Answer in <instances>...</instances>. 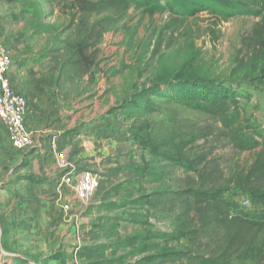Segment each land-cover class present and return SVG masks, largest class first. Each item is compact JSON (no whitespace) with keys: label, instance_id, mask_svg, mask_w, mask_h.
<instances>
[{"label":"rangeland","instance_id":"obj_1","mask_svg":"<svg viewBox=\"0 0 264 264\" xmlns=\"http://www.w3.org/2000/svg\"><path fill=\"white\" fill-rule=\"evenodd\" d=\"M73 2L0 0V47L10 51L16 89L34 108L45 105V127L55 125L54 134L87 143L91 136L102 137V149L109 153L95 168L100 186L89 200L70 192L59 202L52 194L40 198L30 183L40 186L48 178L26 171L31 149L2 142L0 264H131L140 259L143 264H180L162 255L186 250L188 240L161 234L175 231L182 198L173 193L197 187L198 178L155 155L149 140L163 144L178 122L215 121L173 102L176 91L168 98L151 95L155 111L136 102L143 104L141 90L158 79L209 75L236 89L242 124L250 133L254 128L264 134V45L256 43L264 37L263 18L240 15L213 25L209 14L200 13L172 26L168 12L150 15L131 8L96 40L85 35L86 22L107 14L83 16ZM82 36L90 64L82 63ZM208 145L209 158L222 170L219 185L231 188L227 196L242 203L246 197L236 186L261 147L242 152L215 137L198 142L195 152ZM89 164L86 168L94 169ZM61 177L62 172L60 183ZM161 193L158 205L144 202L153 195L161 200ZM35 200L58 210L52 217L48 208L29 213L27 207ZM249 207L255 208L252 202ZM257 239L252 254L245 255L248 262L264 260V231Z\"/></svg>","mask_w":264,"mask_h":264},{"label":"trees","instance_id":"obj_2","mask_svg":"<svg viewBox=\"0 0 264 264\" xmlns=\"http://www.w3.org/2000/svg\"><path fill=\"white\" fill-rule=\"evenodd\" d=\"M73 7L83 16L107 14L93 23L86 22L89 28L85 35L96 40L102 37L112 21L122 18L131 8L150 15L168 12L172 26L179 19L200 13L209 14L213 25L240 15L262 17L264 22V0H74ZM83 36L78 49L82 63L90 64L92 60L84 52L87 44L83 45ZM256 43L264 45V37L259 41L256 39ZM173 91L176 92L172 95ZM141 93L143 104L141 100L136 104L146 110H158L151 95L167 98L172 95L173 102L207 114L215 121L206 125L192 121L178 122L171 126L173 129L163 144L154 137L149 140L155 155L194 172L198 178L197 187L190 185L173 193L182 198L175 217V231L161 234L172 240L187 239L188 248L168 252L162 255L163 258L174 263L181 261L180 264H264V260L252 263L245 258V255L252 254L258 233L264 231V134L254 128L250 133L248 127L242 124L236 89L217 77L198 75L158 79ZM215 137L227 139L242 152L261 147L248 174L236 186L246 197L242 203L227 196L231 188L219 185L223 174L215 158H209L212 146L208 145L206 149L201 147L200 151L195 152L194 147L198 142L205 140L207 143ZM169 142L172 147H167L171 145ZM159 195L162 196L161 200L153 195L146 196L144 202L158 205L164 197L162 193ZM246 200L248 203H244ZM251 202L255 208L248 210ZM173 209L174 205L169 210ZM144 261L140 259L131 264H143Z\"/></svg>","mask_w":264,"mask_h":264},{"label":"crops","instance_id":"obj_3","mask_svg":"<svg viewBox=\"0 0 264 264\" xmlns=\"http://www.w3.org/2000/svg\"><path fill=\"white\" fill-rule=\"evenodd\" d=\"M42 105L43 106L34 108L29 101L27 122L29 128L33 131L35 145L30 148L31 150L29 149L30 152L28 157L30 162L26 171L28 173H34L37 177L48 178L47 182L40 186L33 184V182L30 183L31 188L35 190L34 194L40 198L48 197L52 194V197L57 198V202H59L63 195H67L69 192L74 193L69 186L61 185L58 179V174L60 172H62V174L65 172V169L62 168L60 163V156L64 154L67 156V161H69L71 165V168H69L70 170L89 169L86 168V165L87 163H91L89 165L94 167V169H90L96 172L97 166L104 163L105 159L103 160V155H107L109 151L108 148L102 149L104 145L102 144L101 136H91L88 138L90 142L87 143L86 141L82 142V140H76V137L72 135L63 137L59 132L54 134L52 130L57 129V126H51L52 124H50L45 127L44 121L47 117V111L44 109L45 105L43 103ZM2 142H5V145L11 143L6 126L0 120V147H3ZM76 149H78L79 152L77 155H74ZM40 208H48L46 212H48L49 217L54 216L55 213H53V211L58 210H51L48 205H41L39 200L29 203L27 210L29 213L36 215L38 212H41Z\"/></svg>","mask_w":264,"mask_h":264},{"label":"built area","instance_id":"obj_4","mask_svg":"<svg viewBox=\"0 0 264 264\" xmlns=\"http://www.w3.org/2000/svg\"><path fill=\"white\" fill-rule=\"evenodd\" d=\"M12 57L10 51L0 47V120L5 124L11 144L25 150L35 145L33 131L27 122L28 96L16 89L12 78ZM60 163L65 172L61 185L69 186L80 200H89L100 186V177L91 169L70 170V162L64 155ZM244 203H248L246 200ZM68 209V205L65 206Z\"/></svg>","mask_w":264,"mask_h":264}]
</instances>
